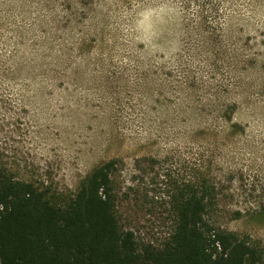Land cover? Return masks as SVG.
<instances>
[{
	"label": "rangeland",
	"instance_id": "rangeland-1",
	"mask_svg": "<svg viewBox=\"0 0 264 264\" xmlns=\"http://www.w3.org/2000/svg\"><path fill=\"white\" fill-rule=\"evenodd\" d=\"M109 159L140 245L203 174L264 246V0H0V166L70 195Z\"/></svg>",
	"mask_w": 264,
	"mask_h": 264
},
{
	"label": "trees",
	"instance_id": "trees-1",
	"mask_svg": "<svg viewBox=\"0 0 264 264\" xmlns=\"http://www.w3.org/2000/svg\"><path fill=\"white\" fill-rule=\"evenodd\" d=\"M118 162L94 166L70 195L0 166V264H264L260 241L215 226L218 192L203 174L171 194L174 226L166 239L137 243L117 215ZM254 213L264 215V206Z\"/></svg>",
	"mask_w": 264,
	"mask_h": 264
}]
</instances>
